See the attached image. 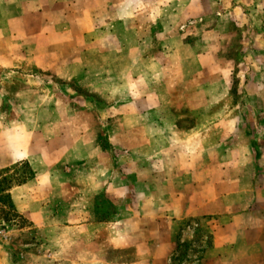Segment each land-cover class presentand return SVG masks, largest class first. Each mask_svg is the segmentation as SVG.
<instances>
[{
    "label": "crops",
    "instance_id": "obj_1",
    "mask_svg": "<svg viewBox=\"0 0 264 264\" xmlns=\"http://www.w3.org/2000/svg\"><path fill=\"white\" fill-rule=\"evenodd\" d=\"M19 1L17 16L2 12L0 67L49 60L97 101L46 120L37 111L47 125L29 132L0 87V169L36 172L10 190L16 211L53 240L71 232L67 248L81 246L86 264H174L180 244L202 264H264V115L236 112L237 61L217 48L245 28L240 91L264 108V0Z\"/></svg>",
    "mask_w": 264,
    "mask_h": 264
},
{
    "label": "rangeland",
    "instance_id": "obj_2",
    "mask_svg": "<svg viewBox=\"0 0 264 264\" xmlns=\"http://www.w3.org/2000/svg\"><path fill=\"white\" fill-rule=\"evenodd\" d=\"M5 1L6 0H0L1 34L4 32L7 33V28L5 30L4 25L2 26L5 18L3 13L7 12L8 16L12 17L17 16L20 12L18 7L20 4H23L19 0H7V3L10 1V5L6 11L3 8V3ZM145 1L147 0H142L141 2ZM236 1L238 2L239 0ZM137 11H142L140 4L136 5V12ZM141 13H144V11ZM166 16L167 15H163L161 18L164 20ZM218 18L222 17L219 16ZM167 19L170 22L173 20L175 23L179 17L172 18L171 16H167ZM36 20L37 19H34V21ZM154 21L155 20H152L151 16L148 17L146 21H142L143 28H141V30L149 31V29H147V25L150 22L154 23ZM226 23V20L224 22L221 21L219 26H224V29L228 28L229 26L226 25ZM161 25H157L154 28L155 35H158L163 31L162 28L160 29ZM121 26H117V37L122 38L123 36L124 38L125 34L123 32V26ZM231 29L235 36H232L231 38L229 36V41L226 42L225 40L223 43L217 44L218 55L222 58L224 56H229L237 61V67L235 66L232 71V95L237 103L236 112H239L240 115H243L245 118L250 116L253 120L252 123H255V118L259 117V115H264V108H260L257 104L255 105L254 101L247 106L246 102H249L250 98L245 97V94L240 91V84L242 82L244 83L246 79L249 78L248 73H245L246 64L243 63V60H241L245 28L235 27L232 25ZM180 31H184L183 25L180 26ZM127 45H131V43H126L125 41L124 47H127ZM222 45L223 47L221 48ZM178 46L179 45L177 44V47ZM125 50L130 51L127 48H125ZM144 50L146 52H157L162 50V47L158 48L157 44H155V49H151L150 47L148 50V47H145ZM130 62H133V60L126 59L125 57L124 63L128 65ZM49 64V60L46 61L44 59H40L37 61L34 58H28L26 60L23 59L22 61L13 62V65L6 67L9 68L7 70L0 67V80L2 79L0 82L3 83L0 87L5 89L4 95H7L5 96L8 98L7 104L13 109L12 118L19 119V115L22 119L25 118L28 124L29 132L36 131V129L40 128V125L44 127L47 125L46 122L43 124H39L37 122L35 117V113L37 111L40 119L44 118L46 120L51 118L52 115L55 116V113H59L61 116L70 114L74 115L83 108V105L80 102L87 100L97 101V97L95 95L83 90L84 88L80 85V81L63 78L59 75L53 74L51 70H47L46 67ZM131 65L133 66L134 62ZM122 75L123 81L127 78V74L124 71ZM219 77L221 78L222 76ZM257 79H259V76H257ZM84 109L85 108H83V110ZM87 111L93 114L94 109H88ZM259 111H261L262 114H260ZM92 114H89L91 118L95 116ZM181 114L188 116L192 113L190 112V108L183 107L181 108ZM252 126H255V124H252ZM60 129H66L65 124H60ZM256 146L258 148L255 147V149L259 152V150H261L259 144ZM5 169H0V183H2L3 176H5V174L7 176H12L17 173L13 169L10 171H5ZM3 196L4 193L0 190V264L89 263L85 260L86 258L81 246L78 248V245H74V248L73 246L67 248V241H69L72 236L71 232L61 231V236L57 235V237L53 240L54 236H51V233L50 235L46 232L45 234L41 233V231H39L36 225L29 218L16 211V208L15 210L11 209L9 202L3 198ZM202 228L204 229L205 227H202L201 225V229ZM203 235V237L206 236L205 234ZM208 242H211L210 238ZM50 243L54 244L50 245ZM195 253L196 252L185 249L181 246V244L177 245V250L174 256V264H202L203 261L200 255H195ZM94 263L100 264L99 261H94Z\"/></svg>",
    "mask_w": 264,
    "mask_h": 264
},
{
    "label": "trees",
    "instance_id": "obj_3",
    "mask_svg": "<svg viewBox=\"0 0 264 264\" xmlns=\"http://www.w3.org/2000/svg\"><path fill=\"white\" fill-rule=\"evenodd\" d=\"M260 155L261 154L257 151L256 157H259ZM12 169L17 173L12 176H7L5 174V176H3L2 183H0V190L4 193L3 198H5L9 202L11 209L15 210V206L11 199L10 190L17 185H21L34 178L36 172L28 161L19 162L9 168H6L5 171H10Z\"/></svg>",
    "mask_w": 264,
    "mask_h": 264
}]
</instances>
